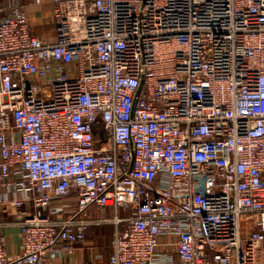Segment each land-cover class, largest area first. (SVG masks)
<instances>
[{
	"label": "built area",
	"instance_id": "1",
	"mask_svg": "<svg viewBox=\"0 0 264 264\" xmlns=\"http://www.w3.org/2000/svg\"><path fill=\"white\" fill-rule=\"evenodd\" d=\"M54 2L0 0V264H264V0Z\"/></svg>",
	"mask_w": 264,
	"mask_h": 264
},
{
	"label": "crops",
	"instance_id": "2",
	"mask_svg": "<svg viewBox=\"0 0 264 264\" xmlns=\"http://www.w3.org/2000/svg\"><path fill=\"white\" fill-rule=\"evenodd\" d=\"M22 3L25 5L32 32L48 42H55L57 40V19L54 0H22ZM19 221L20 217L16 210H0V235H4L7 239V250L11 260L22 253L23 238ZM90 231L87 238L91 236ZM112 236L113 234L107 245L109 250ZM86 241L77 244L74 256L66 260L64 264H110L109 257L105 261L101 256L93 254L95 252L86 244Z\"/></svg>",
	"mask_w": 264,
	"mask_h": 264
},
{
	"label": "rangeland",
	"instance_id": "3",
	"mask_svg": "<svg viewBox=\"0 0 264 264\" xmlns=\"http://www.w3.org/2000/svg\"><path fill=\"white\" fill-rule=\"evenodd\" d=\"M90 230L89 235L91 234L92 237L88 236L86 244L91 247L92 251L95 252L93 254L101 256L105 261H107V258L110 255V250L107 245H109V239L113 234L114 225L112 223L95 225Z\"/></svg>",
	"mask_w": 264,
	"mask_h": 264
}]
</instances>
